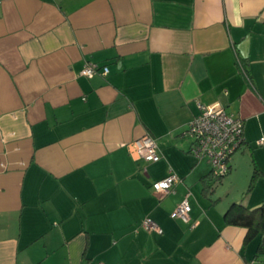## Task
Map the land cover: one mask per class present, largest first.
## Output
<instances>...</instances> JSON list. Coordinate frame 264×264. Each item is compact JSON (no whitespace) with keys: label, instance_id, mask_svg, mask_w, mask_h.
I'll return each mask as SVG.
<instances>
[{"label":"crops","instance_id":"obj_1","mask_svg":"<svg viewBox=\"0 0 264 264\" xmlns=\"http://www.w3.org/2000/svg\"><path fill=\"white\" fill-rule=\"evenodd\" d=\"M214 103L243 142L206 190L187 130ZM145 134L155 162L127 148ZM233 202H264V0H0V264H264Z\"/></svg>","mask_w":264,"mask_h":264},{"label":"built area","instance_id":"obj_2","mask_svg":"<svg viewBox=\"0 0 264 264\" xmlns=\"http://www.w3.org/2000/svg\"><path fill=\"white\" fill-rule=\"evenodd\" d=\"M96 73L106 75L107 66L100 67L96 63L86 62L80 70V74L85 77H91ZM187 133L192 138L190 153L196 159L205 158L213 175L224 176L228 172L230 156L243 142V123L240 118L226 112L219 103L199 105V112L189 123ZM127 148L134 159L155 162L160 158L155 139L147 134L127 143ZM177 181L179 177L170 172L153 181L152 188L161 195L166 194ZM187 197L188 194L183 196L172 216L180 218L185 223H190V204ZM193 225L194 223H190V226ZM141 226L147 230L162 233L160 225L151 217L143 218Z\"/></svg>","mask_w":264,"mask_h":264},{"label":"trees","instance_id":"obj_3","mask_svg":"<svg viewBox=\"0 0 264 264\" xmlns=\"http://www.w3.org/2000/svg\"><path fill=\"white\" fill-rule=\"evenodd\" d=\"M221 177L223 176H216L210 172L205 181V189H213ZM224 219L227 224L245 227L247 229L246 240L256 236L259 239L264 237V202L251 209L241 203L233 202L227 208Z\"/></svg>","mask_w":264,"mask_h":264},{"label":"rangeland","instance_id":"obj_4","mask_svg":"<svg viewBox=\"0 0 264 264\" xmlns=\"http://www.w3.org/2000/svg\"><path fill=\"white\" fill-rule=\"evenodd\" d=\"M244 165H245V163H241V165L239 166V168H238V170H237V172H236V176H237L236 180H239V178H240V170L242 169V167H244ZM225 177H226V176L221 177V179L215 183V187H220V186H222L223 183H224V179H225ZM241 182H242V181H241ZM220 184H221V185H220ZM244 188H245V187H244ZM224 190H225V189H224ZM244 190H245V189H244ZM224 193H225L224 191H221V194H222V195H223Z\"/></svg>","mask_w":264,"mask_h":264}]
</instances>
